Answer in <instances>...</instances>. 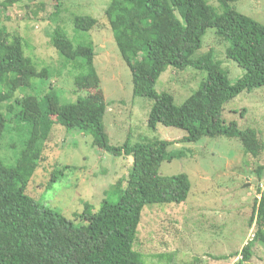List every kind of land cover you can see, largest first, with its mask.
I'll return each mask as SVG.
<instances>
[{"label":"trees","instance_id":"1","mask_svg":"<svg viewBox=\"0 0 264 264\" xmlns=\"http://www.w3.org/2000/svg\"><path fill=\"white\" fill-rule=\"evenodd\" d=\"M237 1L217 0L222 9L219 14L206 0H111L104 15L130 71L132 96L152 101L149 128L162 125L183 130L186 135L181 141L187 144L204 137L233 139L246 155L256 158L264 149L257 132L240 129L235 122L226 124L222 118L226 103L243 92L264 87V26L232 10L230 4ZM17 2L0 0V10ZM95 25L92 17L74 19L76 32L88 33ZM207 30H214V36L226 45V58L243 71L234 85L212 51L193 59ZM51 43L64 67H86L88 77L94 76L91 44L74 46L60 28L52 33ZM168 68L206 73L198 90L180 106L174 105L171 95L155 91L159 77ZM44 74L25 57L21 38L1 27L0 140L6 124L16 121L27 128L25 146L34 148L48 139L56 123L52 118L59 117L65 129L99 138L107 154L130 156L132 166L123 189L117 183L115 194L104 198L95 212L85 204L79 221L74 222L25 194L35 162L19 158L15 166H5L0 161V264H144L142 256L133 250L142 212L147 206L180 205L187 200L190 182L185 174H158L164 161L180 159L184 152H168L171 144L161 140L109 146L101 117L95 113L100 99L94 95L70 103L50 90L9 104L19 87L31 83L33 89L32 80L39 84L47 81ZM3 103L9 116L1 112ZM255 173L264 180V167ZM56 180L54 176L51 182ZM257 194L251 217L256 231L235 256L239 259L234 264L250 261L255 242L264 245V187L258 188Z\"/></svg>","mask_w":264,"mask_h":264},{"label":"rangeland","instance_id":"2","mask_svg":"<svg viewBox=\"0 0 264 264\" xmlns=\"http://www.w3.org/2000/svg\"><path fill=\"white\" fill-rule=\"evenodd\" d=\"M111 0H18L0 10V28L19 36L25 57L38 73H45L43 84L37 79L19 87L11 102L29 95L53 90L63 102H76L85 95L100 99L95 108L101 117L109 146L119 147L167 141L168 152L182 150L180 159L164 161L158 170L161 177L185 174L190 182L187 200L180 205H151L144 208L133 250L144 264H234L242 248L256 231L251 224L257 189L264 187L255 173L264 167V149L256 158L245 154L241 144L224 137L202 138L194 144L181 141L183 130L147 121L152 101L132 96L131 74L122 61L104 15ZM221 13L217 0H206ZM230 8L264 26V0H239ZM92 17L96 25L88 32H76L74 19ZM60 28L72 41L91 44L94 48V76L87 68L64 67L63 60L51 43V35ZM207 30L197 59L209 51L227 75L231 85L243 71L225 56V43ZM206 79V73L193 68L178 71L168 68L158 79L155 91L172 96L180 106ZM20 86L23 82L19 79ZM7 104L1 112L7 115ZM16 108L12 110V113ZM9 116V115H7ZM11 116V115H10ZM222 118L235 122L240 129H253L264 145V87L243 92L225 104ZM48 139L34 148L25 146L28 139L25 125L16 121L6 124L0 140V161L15 166L19 158L36 163L25 194L35 201L78 222L84 205L97 211L101 202L115 194L117 183L125 186L132 166L130 156L113 157L102 150V143L93 134L67 130L59 121ZM57 176L55 182L52 178ZM117 199V197H116ZM244 264H264V245L255 242L252 257Z\"/></svg>","mask_w":264,"mask_h":264}]
</instances>
